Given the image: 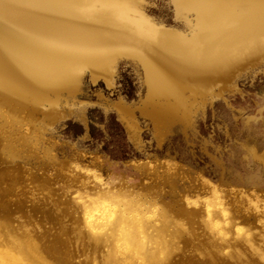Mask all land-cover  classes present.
<instances>
[{"label":"bare ground","instance_id":"6f19581e","mask_svg":"<svg viewBox=\"0 0 264 264\" xmlns=\"http://www.w3.org/2000/svg\"><path fill=\"white\" fill-rule=\"evenodd\" d=\"M168 3L174 26L152 16L146 0H0L3 151L15 157L32 138H40L38 125L80 117L82 112L72 109L81 110L85 104L76 95L85 74L92 82L100 78L111 87L120 60L135 71L137 101L108 100L101 94L99 100L116 113L136 144L141 128L138 115L158 146L174 123L183 131L190 129L204 103L235 89L239 76L254 78L257 69L264 73V0ZM256 108L253 115L241 118L247 138L238 145L244 153L245 176L237 181L253 187H231L227 194L235 193L258 213V239L238 226L233 229L236 238L229 235L232 225L224 191L201 175L193 200L200 205L197 209H186L187 202L168 201L157 207L151 202L144 205L146 201L139 198H112L93 191L94 185L84 179L78 182L81 191L70 201L79 211L81 225L75 247L82 238L99 246L92 264H165L173 249L171 237L188 233L177 216L190 212L215 240L211 247L217 254L198 251L200 264H264V193L254 186L264 184V90L257 96ZM23 111L27 117L20 116ZM43 150L47 152V147ZM90 154L87 159L80 157L82 168H99L101 158ZM127 164L155 175L159 169L164 176L176 174V165L168 161L131 158ZM15 239L12 245L0 247V264H40L41 243Z\"/></svg>","mask_w":264,"mask_h":264},{"label":"rangeland","instance_id":"374dc122","mask_svg":"<svg viewBox=\"0 0 264 264\" xmlns=\"http://www.w3.org/2000/svg\"><path fill=\"white\" fill-rule=\"evenodd\" d=\"M146 1L152 16L168 26H174L168 0ZM256 72L254 78L239 76L235 89L225 93L224 97L206 101L203 108L195 113L190 129L183 131L174 123L159 146L152 137L150 127L138 115L141 128L140 142L136 144L129 138L116 113L104 108L99 100L98 95L101 94L108 100L121 97L126 103L137 101L139 88L135 71L127 62L120 60L117 64L111 87H107L100 78L92 82L85 74L81 88L76 92L77 99L85 103L80 117L65 116L50 126L38 125L40 140L32 138L31 143L36 144L26 145L28 150L14 145L15 149L22 151L15 157L3 151L6 140L1 138L0 133V234L3 233L0 235L3 239L0 240V247L12 245L15 238L28 239L38 245L41 243L40 252L38 250L40 264H74L79 259L76 264H92L93 256L97 261L96 253L101 248L95 247L87 238H82L81 246L75 247V233L81 225L79 211L70 201L81 191L78 182L87 179L94 185L93 191L112 198H139L146 201L144 205L151 202L157 207L168 201L178 205L187 202L186 209H197L200 205L193 200L196 178L200 175L224 191L229 225H232L229 235L235 239L233 229L238 226L241 231L249 232L258 239L261 229L258 213L250 210L235 193L234 196L227 194L231 187L245 190L253 187L244 186L237 180L245 176L244 153L238 150V145L247 138L241 118L255 113L257 96L264 90V73L258 69ZM240 110L242 115L238 113ZM20 116L27 117V113L20 112ZM44 147H47V152H44ZM89 154L101 158L99 168H82L80 157L87 159ZM131 158L168 161L176 165V174L171 178L160 173L161 169L156 175L138 170L127 164ZM171 179L174 180L172 183ZM254 186L264 193V184ZM189 214L176 215L185 223L188 233L184 232L176 239L171 237L173 249L169 251L170 257L165 264H200L198 251L204 249L206 253L210 250L212 255L217 254L211 247L215 240L202 228L198 217ZM11 232H16L12 240ZM86 255L93 259L87 260ZM70 256L73 260L69 259Z\"/></svg>","mask_w":264,"mask_h":264},{"label":"water","instance_id":"95a60500","mask_svg":"<svg viewBox=\"0 0 264 264\" xmlns=\"http://www.w3.org/2000/svg\"><path fill=\"white\" fill-rule=\"evenodd\" d=\"M72 110H73V111H74L76 114H78V113H79V115H80V114H81V112H82V111H81V110H79V109H78V110H77V109H72Z\"/></svg>","mask_w":264,"mask_h":264}]
</instances>
